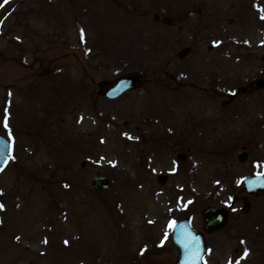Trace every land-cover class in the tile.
Masks as SVG:
<instances>
[{
  "label": "rangeland",
  "instance_id": "1",
  "mask_svg": "<svg viewBox=\"0 0 264 264\" xmlns=\"http://www.w3.org/2000/svg\"><path fill=\"white\" fill-rule=\"evenodd\" d=\"M4 8L0 264H174L172 224L200 228L209 205L228 218L204 233L203 264H264V191L241 183L264 174V0ZM128 71L139 88L98 94Z\"/></svg>",
  "mask_w": 264,
  "mask_h": 264
},
{
  "label": "water",
  "instance_id": "2",
  "mask_svg": "<svg viewBox=\"0 0 264 264\" xmlns=\"http://www.w3.org/2000/svg\"><path fill=\"white\" fill-rule=\"evenodd\" d=\"M15 0H11L4 10L11 7ZM264 50V43L262 44ZM185 49H180L177 55L181 57ZM143 83L142 75L137 71H128L114 77L109 83L101 87L98 94L106 99H115L123 93L139 88ZM258 80L256 84H260ZM11 152V145L6 138L0 135V168L6 164ZM236 159L243 162L246 158L245 151H236ZM175 157L182 161L184 155L176 153ZM80 165H83L82 163ZM166 175H157V180L163 182ZM109 179L100 174H93L90 177V186L93 190L106 189ZM242 186L245 193L254 194L264 191V175L256 173L242 179ZM227 218L224 207L207 206L201 210V231L190 226L187 219L177 220L171 228L170 242L176 249L174 264H203L202 258L205 251V244L202 232H211L223 226Z\"/></svg>",
  "mask_w": 264,
  "mask_h": 264
},
{
  "label": "snow or ice",
  "instance_id": "3",
  "mask_svg": "<svg viewBox=\"0 0 264 264\" xmlns=\"http://www.w3.org/2000/svg\"><path fill=\"white\" fill-rule=\"evenodd\" d=\"M5 2L7 3V0H5ZM262 19H264V16L261 17ZM84 39V34L83 32L81 33V40L83 41ZM5 127H7V122L5 121ZM10 158V157H9ZM0 171H3V168H0ZM3 206L0 205V208H2Z\"/></svg>",
  "mask_w": 264,
  "mask_h": 264
},
{
  "label": "bare ground",
  "instance_id": "4",
  "mask_svg": "<svg viewBox=\"0 0 264 264\" xmlns=\"http://www.w3.org/2000/svg\"><path fill=\"white\" fill-rule=\"evenodd\" d=\"M3 8H4V7H2V8L0 9V14H1V12L3 11Z\"/></svg>",
  "mask_w": 264,
  "mask_h": 264
},
{
  "label": "flooded vegetation",
  "instance_id": "5",
  "mask_svg": "<svg viewBox=\"0 0 264 264\" xmlns=\"http://www.w3.org/2000/svg\"><path fill=\"white\" fill-rule=\"evenodd\" d=\"M249 195H251V194H249ZM220 206V205H219ZM226 208V207H225ZM226 210H227V214H228V209L226 208ZM225 225V224H224ZM198 229H200V228H198Z\"/></svg>",
  "mask_w": 264,
  "mask_h": 264
}]
</instances>
